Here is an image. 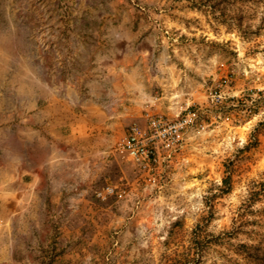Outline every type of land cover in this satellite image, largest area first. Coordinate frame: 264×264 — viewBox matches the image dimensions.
<instances>
[{
    "label": "rangeland",
    "instance_id": "1",
    "mask_svg": "<svg viewBox=\"0 0 264 264\" xmlns=\"http://www.w3.org/2000/svg\"><path fill=\"white\" fill-rule=\"evenodd\" d=\"M123 41L156 77L147 98L200 105L206 130L148 169L113 150L144 124L118 107L105 139L78 141L105 162L14 213L12 158L45 148L25 139L34 94L40 110L61 82L87 95L92 60ZM105 184L125 195L97 198ZM0 264H264V0H0Z\"/></svg>",
    "mask_w": 264,
    "mask_h": 264
},
{
    "label": "crops",
    "instance_id": "2",
    "mask_svg": "<svg viewBox=\"0 0 264 264\" xmlns=\"http://www.w3.org/2000/svg\"><path fill=\"white\" fill-rule=\"evenodd\" d=\"M91 66L89 74H92V83L87 95L80 93L82 87L77 81L61 82L56 94L52 93L44 99L40 110L34 94L37 109L26 115L32 126L28 128L25 139L27 147L35 146L39 140L45 148L42 154L27 151L25 155L16 153L12 158L10 183L15 187L12 192L14 213L25 215L35 205L36 209L44 210L47 196H58L60 188L84 183L87 177L85 169L89 167L88 157H95L91 167L94 164L97 170L100 164L98 158L102 159V164L108 152L99 151L96 147L91 151L90 148L78 146V141L92 137L105 139L109 123L111 125L119 115L118 107H122L123 111L141 107L156 78L148 70L147 56L140 51L132 55L130 44L126 41L120 42L115 50L92 60ZM90 91H93L92 95ZM188 93L193 94L192 91ZM177 96L174 94L169 98L176 103L179 100ZM84 99L93 101L83 114L77 111V107L83 105ZM186 99L190 101L189 97ZM162 104L163 101L158 104L160 109ZM66 108L67 113L64 111Z\"/></svg>",
    "mask_w": 264,
    "mask_h": 264
},
{
    "label": "built area",
    "instance_id": "3",
    "mask_svg": "<svg viewBox=\"0 0 264 264\" xmlns=\"http://www.w3.org/2000/svg\"><path fill=\"white\" fill-rule=\"evenodd\" d=\"M164 33L169 34L168 30ZM164 100L162 94H151L144 101L141 117L144 124L133 121L127 127L125 135L115 142L113 150L139 166L150 169L160 157L163 150L164 158L172 159L179 153L189 135H195L206 130L204 109L186 103L177 109L173 116H168L157 108ZM94 194L99 199L110 196L122 198L125 190L112 184H105L96 189Z\"/></svg>",
    "mask_w": 264,
    "mask_h": 264
}]
</instances>
